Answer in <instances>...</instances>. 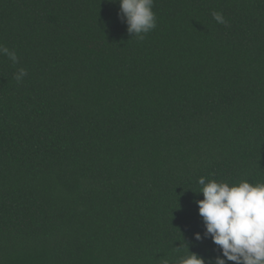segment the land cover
<instances>
[{"label": "trees", "instance_id": "obj_1", "mask_svg": "<svg viewBox=\"0 0 264 264\" xmlns=\"http://www.w3.org/2000/svg\"><path fill=\"white\" fill-rule=\"evenodd\" d=\"M152 10L139 40L118 0H0V264L214 260L198 179L264 183V0Z\"/></svg>", "mask_w": 264, "mask_h": 264}, {"label": "clouds", "instance_id": "obj_2", "mask_svg": "<svg viewBox=\"0 0 264 264\" xmlns=\"http://www.w3.org/2000/svg\"><path fill=\"white\" fill-rule=\"evenodd\" d=\"M118 3V15L132 36L143 40L156 28L157 18L152 10L154 0H118ZM212 16L218 24L227 25L222 13L213 12ZM0 56L7 57L13 65L19 63L16 51L2 44ZM27 74L26 69L18 68L14 78L22 83ZM198 184L203 199L196 204L204 224V237L211 238L220 255L206 261L190 252L185 244L187 254L180 257L177 264H264V183L242 180L230 185L200 177ZM194 239L201 240V234L194 233Z\"/></svg>", "mask_w": 264, "mask_h": 264}]
</instances>
